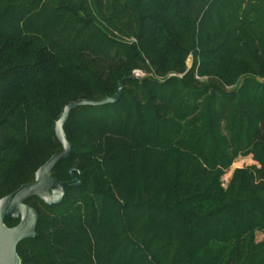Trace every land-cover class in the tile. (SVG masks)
<instances>
[{
    "label": "trees",
    "instance_id": "trees-1",
    "mask_svg": "<svg viewBox=\"0 0 264 264\" xmlns=\"http://www.w3.org/2000/svg\"><path fill=\"white\" fill-rule=\"evenodd\" d=\"M135 70L70 112L51 177L80 185L25 200L21 264H264V0H0V199Z\"/></svg>",
    "mask_w": 264,
    "mask_h": 264
},
{
    "label": "water",
    "instance_id": "water-1",
    "mask_svg": "<svg viewBox=\"0 0 264 264\" xmlns=\"http://www.w3.org/2000/svg\"><path fill=\"white\" fill-rule=\"evenodd\" d=\"M137 79L135 76L121 79L115 93L97 101L80 100L70 103L63 111L54 125V133L61 145V151L52 155L34 174L33 181L21 185L12 193L0 199V264H21L16 252L17 245L27 239L37 238L36 226L38 216L36 211L25 204V200L36 197L46 206H57L61 203L66 192L80 185L74 176L76 168H71L68 173L69 181L60 182L51 177L54 166L61 160L68 159L72 154V145L66 138L64 125L72 110L80 107H99L114 104L120 97L123 83L127 80ZM17 221L15 226L8 227L5 222Z\"/></svg>",
    "mask_w": 264,
    "mask_h": 264
},
{
    "label": "rangeland",
    "instance_id": "rangeland-1",
    "mask_svg": "<svg viewBox=\"0 0 264 264\" xmlns=\"http://www.w3.org/2000/svg\"><path fill=\"white\" fill-rule=\"evenodd\" d=\"M190 59L187 60V66H190ZM255 163L252 161L251 157H242V158H238L233 164L232 166L225 172V174L222 177V185L223 187H226V185L228 184V181L230 179V176L233 172L234 169L237 168H242V167H246V166H251L254 165ZM264 239V235L263 234H257L256 235V241L259 242L260 240Z\"/></svg>",
    "mask_w": 264,
    "mask_h": 264
},
{
    "label": "built area",
    "instance_id": "built-area-1",
    "mask_svg": "<svg viewBox=\"0 0 264 264\" xmlns=\"http://www.w3.org/2000/svg\"><path fill=\"white\" fill-rule=\"evenodd\" d=\"M133 76L139 78V77H143L144 75L141 71L135 70V71H133Z\"/></svg>",
    "mask_w": 264,
    "mask_h": 264
},
{
    "label": "flooded vegetation",
    "instance_id": "flooded-vegetation-1",
    "mask_svg": "<svg viewBox=\"0 0 264 264\" xmlns=\"http://www.w3.org/2000/svg\"><path fill=\"white\" fill-rule=\"evenodd\" d=\"M18 223V222H17ZM17 223L13 224L12 226H15ZM6 224V223H5ZM8 226V225H7ZM12 226H8V227H12Z\"/></svg>",
    "mask_w": 264,
    "mask_h": 264
},
{
    "label": "crops",
    "instance_id": "crops-1",
    "mask_svg": "<svg viewBox=\"0 0 264 264\" xmlns=\"http://www.w3.org/2000/svg\"><path fill=\"white\" fill-rule=\"evenodd\" d=\"M261 241V240H260Z\"/></svg>",
    "mask_w": 264,
    "mask_h": 264
}]
</instances>
